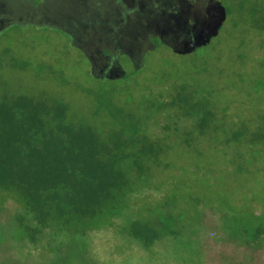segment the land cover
<instances>
[{"label":"rangeland","instance_id":"rangeland-1","mask_svg":"<svg viewBox=\"0 0 264 264\" xmlns=\"http://www.w3.org/2000/svg\"><path fill=\"white\" fill-rule=\"evenodd\" d=\"M225 6L207 49L181 56L160 46L137 76L111 83L94 79L56 31L15 28L0 37V99H59L106 138L114 126L93 111L95 93L107 90L149 140L125 166L120 201L62 231L43 230L35 244L17 240L21 224L36 223L6 199L0 264H264V22L256 17L264 0ZM122 65L132 71L128 60ZM132 222L158 238L131 237Z\"/></svg>","mask_w":264,"mask_h":264},{"label":"trees","instance_id":"trees-1","mask_svg":"<svg viewBox=\"0 0 264 264\" xmlns=\"http://www.w3.org/2000/svg\"><path fill=\"white\" fill-rule=\"evenodd\" d=\"M258 9L256 17L264 22V8ZM138 73L127 72L122 81ZM95 94L93 115L114 126L106 138L94 126L75 121L69 104L59 99L25 94L0 99V204L14 199L36 223L21 224L15 231L19 242L35 244L43 230L62 231L120 201L115 192L127 184L125 166L138 157L135 148L144 153L149 140L141 135V120L109 91ZM127 231L146 244L158 238L148 224L132 222Z\"/></svg>","mask_w":264,"mask_h":264},{"label":"flooded vegetation","instance_id":"flooded-vegetation-1","mask_svg":"<svg viewBox=\"0 0 264 264\" xmlns=\"http://www.w3.org/2000/svg\"><path fill=\"white\" fill-rule=\"evenodd\" d=\"M220 1L226 10L225 2L229 0ZM205 2L206 0H0V37L15 28L34 27L56 31L70 45L72 39L76 43H98L106 54L108 49H113V43L117 40H130L138 46L140 44L143 50L148 48L146 51L149 53L160 45L158 38L152 35L160 22V16L168 17L182 11L185 13L183 18L191 24L193 13L188 11L201 10ZM153 46L155 49L149 50ZM124 58L129 61L122 55L121 63Z\"/></svg>","mask_w":264,"mask_h":264},{"label":"water","instance_id":"water-1","mask_svg":"<svg viewBox=\"0 0 264 264\" xmlns=\"http://www.w3.org/2000/svg\"><path fill=\"white\" fill-rule=\"evenodd\" d=\"M188 13H193L191 24L186 22L183 18L185 13L181 11L168 17L160 16V22L152 33L158 38L160 45L169 48L176 55L193 54L207 47L219 35L226 21V10L220 0H206L201 10H190ZM71 45L76 47L89 62L91 76L101 81H118L125 78L127 71L120 60L122 55L129 59L133 71L140 70L148 50V48L143 50L140 44L138 46L130 40L115 41L113 49H108L107 54L98 43H76L72 39ZM154 49L155 46L149 50Z\"/></svg>","mask_w":264,"mask_h":264}]
</instances>
